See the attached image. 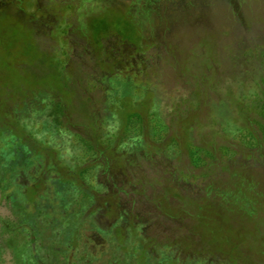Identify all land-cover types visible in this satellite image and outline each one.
Wrapping results in <instances>:
<instances>
[{"label": "rangeland", "instance_id": "obj_1", "mask_svg": "<svg viewBox=\"0 0 264 264\" xmlns=\"http://www.w3.org/2000/svg\"><path fill=\"white\" fill-rule=\"evenodd\" d=\"M63 64L73 131L103 143L140 111L145 134L99 143L101 188L74 219L80 245L64 221L40 219L33 254L114 264L130 240L146 258L120 264H264V0H0L4 110L32 104ZM122 80L134 88L125 102L111 97ZM155 108L162 140L149 126ZM16 219L0 193V264L28 255Z\"/></svg>", "mask_w": 264, "mask_h": 264}, {"label": "trees", "instance_id": "obj_2", "mask_svg": "<svg viewBox=\"0 0 264 264\" xmlns=\"http://www.w3.org/2000/svg\"><path fill=\"white\" fill-rule=\"evenodd\" d=\"M64 68V64L58 67L51 84L35 85L32 104L25 103L11 113L4 110L0 100V193L12 204L17 218L8 222L9 228L13 234H21L27 240L24 246L28 255L23 264H53L33 254L40 219L61 220L68 228L75 229L71 244L78 247L82 237L74 219L83 216L87 204H92V191L99 192L101 188L97 180L102 165L97 161L101 138L94 141L70 128L67 112L74 99V84ZM133 90L131 81L122 80L121 92L116 89L111 97L125 102L132 98ZM119 124L116 133H107L104 139L103 143L109 148L142 139L145 134V120L140 111L129 112ZM149 126L156 140L165 137L168 126L157 108L150 114ZM189 154L192 163L200 166L196 161L200 158V147L192 145ZM76 203L80 204L79 212L74 211ZM127 242L118 245L114 264L131 258L135 251L143 253L142 261L146 258L143 244L135 248L130 240Z\"/></svg>", "mask_w": 264, "mask_h": 264}]
</instances>
